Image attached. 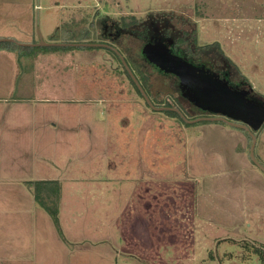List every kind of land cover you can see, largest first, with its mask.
<instances>
[{
	"label": "rangeland",
	"instance_id": "374dc122",
	"mask_svg": "<svg viewBox=\"0 0 264 264\" xmlns=\"http://www.w3.org/2000/svg\"><path fill=\"white\" fill-rule=\"evenodd\" d=\"M128 16L141 23L127 34L148 37L158 22L171 44L184 41L183 56L232 63L264 99V0H0V40L30 48L0 64V237L11 242L0 240V255L15 252L14 264H262L264 117L252 105L227 117L248 131L188 126L197 115L183 98V120L152 110L105 49L39 46L38 33L65 45V29L77 43L74 24L90 33L84 43L112 45L105 18ZM125 58L154 106L177 102L174 79L145 86L142 55ZM48 181L59 183L44 197L58 224L27 186ZM16 223L27 225L29 246L14 243Z\"/></svg>",
	"mask_w": 264,
	"mask_h": 264
},
{
	"label": "flooded vegetation",
	"instance_id": "af4514ba",
	"mask_svg": "<svg viewBox=\"0 0 264 264\" xmlns=\"http://www.w3.org/2000/svg\"><path fill=\"white\" fill-rule=\"evenodd\" d=\"M105 20L108 21L110 25H103L101 36L107 42L112 43V45L100 43V45L103 46L101 49H105L112 54L115 57L114 60L118 61L125 73L127 70L123 60L126 62L127 66H129L125 56L127 55L133 59L135 55L141 54L144 58V60L141 61L143 62L142 66L148 68V72L150 70L148 73L150 76L147 74V77L142 73L140 74V72L136 74H138L139 78L146 80L145 86L149 85L153 76V80L151 81H155L156 86H162V84L166 82L165 80L169 78L174 79V86L177 88V92H179L177 102L163 104L162 106L157 105L155 106L157 109H176L179 112L173 113L177 114L178 117L182 119L180 114L189 116V110H185L182 105H179L181 104L179 100L183 98L192 108V112L197 115L192 121L200 118H224L229 121L227 118L228 116L232 119H235L236 116L241 117V112L243 113V111L248 110V105H252L250 107H253V113L255 110L258 111V114H261L260 122L263 121L264 102L252 96L250 88L246 86L245 82V84H243L239 81L240 79L235 75V71L232 70L230 66L223 68L220 62H214L209 54L208 57L210 58L204 57L202 54L205 51L198 56V60L196 61L183 56L181 54L182 52L180 53L181 49L179 50V45L184 41L178 39L176 44L175 42L171 44L163 34V30H161L158 22H152L153 28L150 27L148 29V37H142L141 35L135 36L131 32L127 34V31L132 29V27L140 26L141 21L135 16L122 17L119 24L114 23L109 17H106ZM123 22L133 23L125 28L123 27ZM215 47L216 46L212 47V49H217V47ZM134 63L135 62H132V64ZM134 65L136 66L137 62ZM216 65L218 66L217 68ZM134 71L137 72L136 69H134ZM219 83H222L231 91L236 92V98L241 99L240 102L232 104L226 111H222V107L219 104L221 100L218 99L219 96L216 93L218 90H215L218 89L215 88V86H218ZM206 92L208 93L204 94ZM195 95L205 99L207 103L203 101L198 103L196 99H194ZM158 101L159 99L157 102ZM222 114H226L225 117Z\"/></svg>",
	"mask_w": 264,
	"mask_h": 264
},
{
	"label": "trees",
	"instance_id": "16d2710c",
	"mask_svg": "<svg viewBox=\"0 0 264 264\" xmlns=\"http://www.w3.org/2000/svg\"><path fill=\"white\" fill-rule=\"evenodd\" d=\"M132 23L123 22V27L127 28ZM86 24H87V21L85 20L84 25H86ZM74 26L76 28V31H74V30L73 31L76 33V37H79L78 35H80V37L77 40V43H75V44H81V43L87 42L90 39V33L87 30H85V26H83L82 24H80V25L74 24ZM80 27L81 28L83 27V29L79 30L78 28H80ZM71 32L72 31L69 32L67 29H65L63 32V35H62L63 40L62 41L67 44V45L65 44V46H64L65 48L66 47L70 48V46H68V44L75 42V40H74L75 35L73 34V32L71 34ZM88 35H89V37H87ZM58 37L59 36L57 34H54L53 36H51L50 42L54 43V42L58 41L59 40ZM92 43L93 42L91 41L88 44H92ZM52 47H57V46L53 45ZM28 48H29V46L20 45L15 40L0 42V50H6L9 52H13L19 56L22 55V53H24L26 50H28ZM225 59L228 62L227 58H225ZM229 66L233 67L234 65L231 63V65H229ZM233 68L235 69V66ZM126 74L128 75V77L132 81L129 74L127 72H126ZM141 81L143 82L144 85L146 84V80L141 79ZM132 83L135 86V89L138 92V94L141 95V93L139 92L138 88L136 87V85L134 84L133 81H132ZM165 114H167L170 117L179 118L178 115L173 113V112L167 111V112H165ZM203 123H209V122H203ZM186 125L189 126V124H186ZM252 143H253V140H252ZM27 186L30 189L34 190L33 192H34L35 202H36L37 206L40 207L41 209H43L44 211L48 212L53 217L54 222L56 224H58L57 210L50 208L49 205L46 204L44 197L51 199V197L53 196V192H55V195H56L58 193V190H59V183L58 182H49V181L48 182H36V183H27ZM255 253H257L259 256H261L262 264H264V250L256 248Z\"/></svg>",
	"mask_w": 264,
	"mask_h": 264
},
{
	"label": "water",
	"instance_id": "95a60500",
	"mask_svg": "<svg viewBox=\"0 0 264 264\" xmlns=\"http://www.w3.org/2000/svg\"><path fill=\"white\" fill-rule=\"evenodd\" d=\"M39 36V46H65L64 44H45V42L43 41V38L41 36L40 33H38ZM5 41H13V40H0V42H5ZM22 45V44H20ZM23 46H27V45H23ZM68 46L70 47H78V48H102L103 46L100 44H88V43H81V44H69ZM124 62V66L129 74V76L131 77L132 81L134 82V84L136 85V87L138 88L139 92L141 93V95L145 98V101L147 102V104H149V106L151 107L152 110L154 111H159V112H166V111H170V112H179L176 109H169V108H161V109H157L149 100V98L147 97L146 93L144 92L141 84L137 81L136 77L134 76V74L132 73V71L129 69V67L127 66L126 62L123 60ZM215 90H218L216 93L218 97V99L221 100V102H219V104L222 107V111H226L228 110V108L232 105V104H236L238 102H240L241 99H237L236 96V92L231 91L230 89L226 88L222 83H219L218 86L216 85ZM208 92L204 93L207 94ZM182 119H185V117L180 114ZM200 122H223L226 123L230 126H233L235 128H240L243 129L245 131H248V128L243 126V125H239V124H234L224 118H200V119H196L193 121H186V124H196V123H200ZM253 143H252V147H251V158L252 160L255 162V157H254V148H255V144H256V139L255 137H253ZM263 172H264V168H262Z\"/></svg>",
	"mask_w": 264,
	"mask_h": 264
},
{
	"label": "crops",
	"instance_id": "0c3cea01",
	"mask_svg": "<svg viewBox=\"0 0 264 264\" xmlns=\"http://www.w3.org/2000/svg\"><path fill=\"white\" fill-rule=\"evenodd\" d=\"M0 38H2V37H0ZM6 38H8V37H6ZM12 57L17 58V54H16V53H13V52L6 51V50H0V64H1V65H4V64H6L7 62H11V61H13ZM17 61H18V59H17ZM244 78H245V77H244ZM245 79H246V82H245V83H246V86H248V88H250V91H251L252 96L255 97V98H257V100H260V101L264 102V99L261 98V97H259V96L254 92V90L251 88L250 82L247 80V78H245ZM1 82H3V81H1ZM10 82H11V81H9V84H10ZM15 101H16V102H20V101H18L17 99H16ZM22 102H23V101H22ZM0 131H1V130H0ZM35 205H36V202H35ZM4 226H9V227H10V225H2V228H3ZM11 226H12V225H11ZM13 228H14V230H12V231H16V232H18V234H19V239H14V240H13L14 243L17 244V245H20V246H23V245H27V246H29L27 242L23 244V242L27 241L26 239L23 238V237H25V236H28V233H26V230H28L27 225L22 224L21 227H18V225H17V223H16V224L13 225ZM44 229H45V227H44ZM3 230H8V229H7V228H6V229H2L1 231L4 232ZM43 231H44V230H43ZM0 240L3 241L2 237H0ZM3 243H4V241H3ZM9 243H11V242H9ZM9 243H4V244H2V246H8ZM22 251H23L24 253H26V251H24V250H22ZM13 253H14V255H12V256H7V255H3V254H1V255H0V264H14V261H18V260H20V259H18L19 256H16L17 259H14V256L16 255V253H15V252H13ZM26 255H27V254H26ZM53 259H54V258H53ZM53 259H52V260H53Z\"/></svg>",
	"mask_w": 264,
	"mask_h": 264
}]
</instances>
